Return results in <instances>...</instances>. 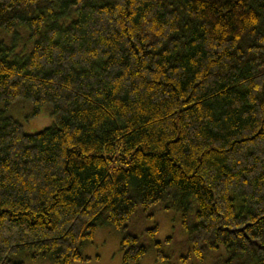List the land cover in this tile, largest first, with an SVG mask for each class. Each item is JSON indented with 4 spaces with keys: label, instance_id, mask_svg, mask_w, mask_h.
<instances>
[{
    "label": "trees",
    "instance_id": "1",
    "mask_svg": "<svg viewBox=\"0 0 264 264\" xmlns=\"http://www.w3.org/2000/svg\"><path fill=\"white\" fill-rule=\"evenodd\" d=\"M22 99L55 122L0 108V264L83 262L103 226L139 264L127 223L162 203L186 262L264 264V0H0V105Z\"/></svg>",
    "mask_w": 264,
    "mask_h": 264
},
{
    "label": "rangeland",
    "instance_id": "2",
    "mask_svg": "<svg viewBox=\"0 0 264 264\" xmlns=\"http://www.w3.org/2000/svg\"><path fill=\"white\" fill-rule=\"evenodd\" d=\"M2 39L7 45H14L16 52L26 51L30 47L29 35L23 29L18 30L15 37L3 34ZM8 116L16 119L26 134H35L50 127L55 122L52 115L53 106L44 105L39 113L33 116L34 105L29 100H18L6 106L1 104ZM130 233L138 235L141 242L148 247V252L139 264H214L215 260L225 254V248L210 252L203 263L192 257L188 262L185 258L190 253L187 234L182 226L181 214L174 209H167L162 203L148 212L138 209L127 223ZM157 228L154 235L150 230ZM156 242L162 243L163 258H158ZM121 234L114 226L99 227L90 243L82 247L87 260L73 264H124L120 251ZM10 258L23 264H54L50 258L40 256L33 259L31 254L19 251ZM135 264V263H129Z\"/></svg>",
    "mask_w": 264,
    "mask_h": 264
}]
</instances>
